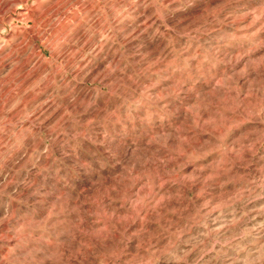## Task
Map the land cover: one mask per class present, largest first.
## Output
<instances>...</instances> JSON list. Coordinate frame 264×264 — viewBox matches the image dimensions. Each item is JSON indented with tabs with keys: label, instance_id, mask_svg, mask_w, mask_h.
<instances>
[{
	"label": "rangeland",
	"instance_id": "1",
	"mask_svg": "<svg viewBox=\"0 0 264 264\" xmlns=\"http://www.w3.org/2000/svg\"><path fill=\"white\" fill-rule=\"evenodd\" d=\"M0 59V264H264V0L11 2Z\"/></svg>",
	"mask_w": 264,
	"mask_h": 264
},
{
	"label": "bare ground",
	"instance_id": "2",
	"mask_svg": "<svg viewBox=\"0 0 264 264\" xmlns=\"http://www.w3.org/2000/svg\"><path fill=\"white\" fill-rule=\"evenodd\" d=\"M21 0H0V14L4 11L6 7L10 5L11 2L17 3ZM12 6V5H11ZM2 60V59H0Z\"/></svg>",
	"mask_w": 264,
	"mask_h": 264
}]
</instances>
